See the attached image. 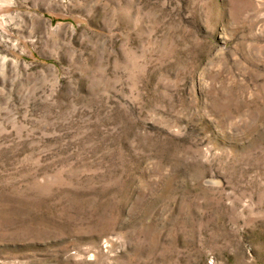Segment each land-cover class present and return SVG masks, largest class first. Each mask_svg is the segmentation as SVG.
<instances>
[{
	"label": "rangeland",
	"instance_id": "obj_1",
	"mask_svg": "<svg viewBox=\"0 0 264 264\" xmlns=\"http://www.w3.org/2000/svg\"><path fill=\"white\" fill-rule=\"evenodd\" d=\"M0 264H264V0H0Z\"/></svg>",
	"mask_w": 264,
	"mask_h": 264
}]
</instances>
